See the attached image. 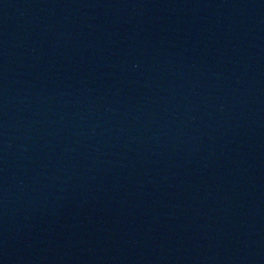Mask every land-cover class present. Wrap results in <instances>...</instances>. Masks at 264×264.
I'll return each instance as SVG.
<instances>
[{"label":"water","instance_id":"water-1","mask_svg":"<svg viewBox=\"0 0 264 264\" xmlns=\"http://www.w3.org/2000/svg\"><path fill=\"white\" fill-rule=\"evenodd\" d=\"M0 264H264V0H0Z\"/></svg>","mask_w":264,"mask_h":264}]
</instances>
